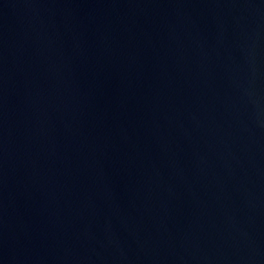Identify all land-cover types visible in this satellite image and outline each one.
<instances>
[{"label": "water", "instance_id": "1", "mask_svg": "<svg viewBox=\"0 0 264 264\" xmlns=\"http://www.w3.org/2000/svg\"><path fill=\"white\" fill-rule=\"evenodd\" d=\"M0 264H264V0H0Z\"/></svg>", "mask_w": 264, "mask_h": 264}]
</instances>
